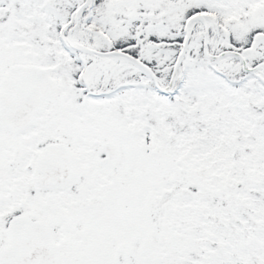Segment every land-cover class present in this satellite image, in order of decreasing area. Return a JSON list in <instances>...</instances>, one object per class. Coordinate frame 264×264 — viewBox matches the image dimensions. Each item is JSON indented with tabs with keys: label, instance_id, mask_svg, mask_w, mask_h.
<instances>
[{
	"label": "snow or ice",
	"instance_id": "obj_1",
	"mask_svg": "<svg viewBox=\"0 0 264 264\" xmlns=\"http://www.w3.org/2000/svg\"><path fill=\"white\" fill-rule=\"evenodd\" d=\"M0 264H264V0H0Z\"/></svg>",
	"mask_w": 264,
	"mask_h": 264
}]
</instances>
